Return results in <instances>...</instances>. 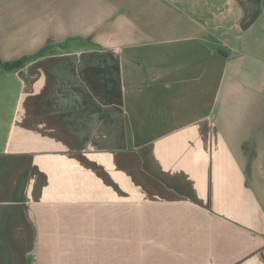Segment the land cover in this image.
<instances>
[{"label": "crops", "instance_id": "0c3cea01", "mask_svg": "<svg viewBox=\"0 0 264 264\" xmlns=\"http://www.w3.org/2000/svg\"><path fill=\"white\" fill-rule=\"evenodd\" d=\"M121 1L0 0V264H264L229 58Z\"/></svg>", "mask_w": 264, "mask_h": 264}, {"label": "rangeland", "instance_id": "374dc122", "mask_svg": "<svg viewBox=\"0 0 264 264\" xmlns=\"http://www.w3.org/2000/svg\"><path fill=\"white\" fill-rule=\"evenodd\" d=\"M135 1H121L127 4L123 11L133 24L151 28L169 21L174 32L201 34L208 51L213 48L223 59L228 57L233 77L226 75L230 80L223 93V107L231 95L227 90L242 86L246 99L242 108H234L232 121H238L241 129L250 128V133L254 127L264 126V0ZM151 2H156L153 8ZM235 80V87H228Z\"/></svg>", "mask_w": 264, "mask_h": 264}, {"label": "trees", "instance_id": "16d2710c", "mask_svg": "<svg viewBox=\"0 0 264 264\" xmlns=\"http://www.w3.org/2000/svg\"><path fill=\"white\" fill-rule=\"evenodd\" d=\"M45 53L41 52L39 55H43ZM29 57H24L14 61H4L0 56V73L1 72H15L22 69L26 62L29 60Z\"/></svg>", "mask_w": 264, "mask_h": 264}]
</instances>
